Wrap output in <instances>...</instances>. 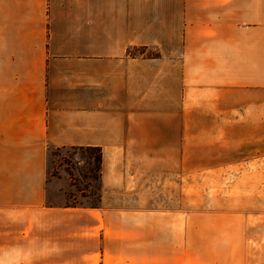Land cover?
Wrapping results in <instances>:
<instances>
[{"label": "crops", "instance_id": "1", "mask_svg": "<svg viewBox=\"0 0 264 264\" xmlns=\"http://www.w3.org/2000/svg\"><path fill=\"white\" fill-rule=\"evenodd\" d=\"M263 94L264 0H0V264H223L201 213L125 210L110 192L132 171L145 200L154 164L184 171L186 137L210 135L187 123L232 121ZM49 146L102 150L99 207L49 202Z\"/></svg>", "mask_w": 264, "mask_h": 264}, {"label": "rangeland", "instance_id": "2", "mask_svg": "<svg viewBox=\"0 0 264 264\" xmlns=\"http://www.w3.org/2000/svg\"><path fill=\"white\" fill-rule=\"evenodd\" d=\"M141 52L158 53L142 47L133 50L134 54ZM251 100L259 105L246 103L238 110L226 111L234 112L232 121L187 123L188 133H200L201 127L210 135L186 137L184 171L172 168L178 158L171 154L166 158L168 169L154 164L148 173L152 190L145 191V200L140 202L132 191L131 171L130 185L110 192L118 195L111 204L125 210L179 211L185 217L201 213L197 224L202 232L198 240L202 248H212L211 242L220 243L217 254L211 251L218 261L264 264V94L262 98L250 96L248 101ZM238 112L250 117L238 120ZM97 154V150L49 146L47 175L51 181V204L58 207L102 204ZM127 156L132 168V154ZM200 163L208 168H193ZM144 181L142 177L139 184ZM205 227L212 228L206 232Z\"/></svg>", "mask_w": 264, "mask_h": 264}, {"label": "trees", "instance_id": "3", "mask_svg": "<svg viewBox=\"0 0 264 264\" xmlns=\"http://www.w3.org/2000/svg\"><path fill=\"white\" fill-rule=\"evenodd\" d=\"M73 148H76V147H73ZM78 148L97 150L98 154L96 155V162H97V165H98L99 170H100L101 164H102L103 159H104V154H103L102 150L99 147H96V146L78 147ZM94 207H99V206H94Z\"/></svg>", "mask_w": 264, "mask_h": 264}]
</instances>
